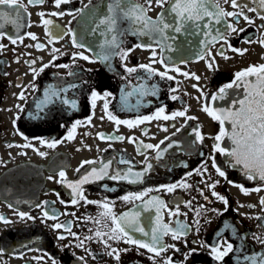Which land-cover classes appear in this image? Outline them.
<instances>
[{"label":"flooded vegetation","instance_id":"obj_1","mask_svg":"<svg viewBox=\"0 0 264 264\" xmlns=\"http://www.w3.org/2000/svg\"><path fill=\"white\" fill-rule=\"evenodd\" d=\"M107 2L108 0H92L89 8L84 9L82 14H78V10L89 4V0H71L70 3L62 5L61 9L55 8L54 0H45L42 5H29L23 22L31 26L19 30L20 35L24 37L23 43L18 41L16 45H13L7 39L0 41L6 45L0 50V216L12 221L7 225L0 222V264H52V258L57 264H82L78 257L85 258L83 264H117L113 257L107 255L109 249L95 237L96 230L108 231L103 227L104 221L101 224L96 223L103 211L99 203H109L112 212L117 216L140 211L139 224L145 228V231L151 232V228L155 226L156 208L152 207L149 211H144L141 200L124 201L121 199L125 195L138 194L148 188L154 190L143 197V201L155 196L162 199L167 206L160 212L163 223L174 227L178 220L191 226L186 237L187 247L183 239L174 241L171 235L163 238L165 244H175L182 252H186L188 248L197 246L192 241L203 242L211 246L216 241L217 233L220 232L237 249L225 258L223 264H237V257L242 254L251 255L264 252V245L255 239V237L264 238V220L257 219V217L264 218V209L259 203L260 198L264 197V191H251L256 187H264V182L248 180L242 171L230 166L225 157L218 153L215 154L217 165L226 170L227 178L233 184L227 183L224 178L216 174L210 159L213 156V140L210 137L218 133L219 124L201 110L205 104L214 107L216 102L204 97L197 99L200 97V92L192 87L196 84L210 97L217 92L219 87L230 82L234 73L250 65L264 64V46L258 43L261 34L264 33V28H260L264 21H261L255 14L248 13L255 23L249 26L241 19L237 27L244 28L245 32L232 33L229 37V42L233 47L247 49L244 55L225 48V55L230 57L225 60L216 54L221 48L220 43L211 47V53L216 62L215 71L208 70L205 60L198 58L203 48L199 41L204 39L203 36L183 32L174 34L176 40H170L168 43H171L176 51L165 50L166 62L170 67H179L181 72L194 73L200 77V80L185 78L173 70L168 71V75L174 77L173 80L161 79L158 75H152L149 78L148 74L139 68L136 73L129 75L125 72L124 65L138 67L140 64L151 63V50L138 48L130 53L126 61H121L119 56H113L111 70H108L105 64L98 60L90 63L78 57L73 58L74 53L83 52L84 55L94 59L101 51L99 44L103 42L104 37L99 31L93 33L91 29L95 27L98 18L106 14ZM136 2L141 5L145 4V0H136ZM218 2L225 11H233L230 3H225L224 0H218ZM23 3L27 4V0H23ZM59 10L65 13L72 12L76 18L73 19L72 15L67 14L62 17L47 15V13ZM160 11V8L154 6L148 15L155 19ZM40 12L46 13L44 19H51L53 24L58 25L60 29L66 31L70 27L77 41L90 50L73 47L71 34L64 35L63 39L50 44L48 42L50 37L46 35L42 18L38 15ZM227 22H232V18H227ZM127 26L126 22L120 25L122 29ZM5 31L10 34L16 32L12 26H7ZM28 32L35 34L37 40L34 41L28 37L26 35ZM122 39L124 41L122 47L126 49L134 47L137 43L150 42L147 37L131 34L124 35ZM244 39L254 42L244 43ZM37 43L45 47L42 50L37 49L34 46ZM26 45H33V47H26ZM153 47L156 48V59L159 60V46L153 43ZM53 48L59 51L53 52ZM53 56L57 58L53 60ZM168 57H171V60H167ZM32 60H36L34 65L30 63ZM181 61H187V63ZM45 64H49V67L39 76L34 77L31 69L39 70ZM61 64L69 67L56 66ZM152 68L156 72L165 71L160 63H153ZM69 72L74 75H69ZM18 84L20 87L17 86ZM70 84H76L77 87L69 88L63 95L76 99L77 109L71 110L57 100L48 106L44 119H29L27 114L35 111L36 102L43 99L46 90L50 87L67 88ZM141 84L148 87L155 85L157 95L138 97L134 92L128 98V109L122 110L121 97L126 91H133ZM33 85H35L34 89ZM93 88L101 94L105 90L112 93V96L108 98L109 111L121 120H135L141 116H151L161 106L165 107V114L169 115L186 108V114L197 119L188 121L185 117H177L175 120L153 119L133 128L123 124L117 126L107 119L103 111V100L97 101L94 110L91 108L90 91ZM172 88H176L177 91L172 92ZM22 90L25 91L26 96L24 101L17 98ZM172 95L180 99L173 101L170 98ZM138 100L139 104H137ZM16 105H20L23 111L21 112ZM17 115L20 118L16 120L14 126L13 119ZM89 116H91V124L87 123ZM102 116L103 119H101ZM77 120L83 123L77 127L75 138L65 139L68 128ZM198 125L205 139L203 143L193 144L192 129ZM165 128L167 131H164ZM17 129L29 139L25 141L23 136L17 133ZM98 133H103L106 137L122 136L124 139L101 140ZM166 137L175 142L173 147L168 148L170 141ZM129 138L135 142H129ZM39 139L60 142L55 148H48L46 145H41ZM161 141L164 143L161 144ZM140 142L159 145L160 148L159 150L141 148L144 153L141 155L137 151ZM25 143H31L32 147H15V145ZM8 144L14 146L9 148ZM35 149L45 152L46 155L40 156ZM158 151L162 153L160 159H157ZM145 156H147V161H145ZM121 158L131 163L119 164L118 161ZM109 159L113 160L110 173L114 169L126 170L129 167H132L133 171H143L146 163H151L153 168L142 183L132 184L106 178L103 181L83 185V194L87 200L98 203L87 204L81 200L78 204L72 205L71 189L66 183L57 182L60 179L59 171L63 170L67 181L72 182L78 180L86 170L90 171L92 167L99 168L100 161L107 162ZM85 160H94L98 163L85 165L80 172H77L76 170ZM205 163L208 171L202 178L194 170ZM189 172L193 173L190 177L186 175ZM50 176L53 179H49ZM202 179L208 184L216 180L220 183L215 189H209L205 183H201ZM181 181L187 182L192 187L190 189L177 187L171 193L155 191L161 185L178 184ZM233 185L243 186L249 190L250 194L245 195L239 187ZM213 190L228 199L227 211H224L225 205L211 195ZM201 191L204 193L203 196L200 195ZM204 196L208 199L205 200ZM61 200L64 203H61ZM189 201H191V208L185 206ZM177 203H179L181 215L170 216L169 210L175 211ZM249 205L254 207H249ZM197 209L200 211L199 216L196 215ZM213 209L216 211H212ZM44 210L50 213L54 211L57 219L45 220ZM18 212H25L34 219L22 221L17 215ZM196 220L200 221L201 230L199 232L195 230ZM55 223H63L70 227L71 231L77 234L78 239L69 235L64 229L54 231L51 225ZM107 223L110 225V221ZM226 224L233 226L237 235H233L230 229L225 230ZM59 234H64L67 238L62 241L57 240ZM131 235L137 239H150V236L145 237L138 232H131ZM88 236L93 238L85 239ZM242 236L246 238L241 239ZM80 241L84 242V246L76 247L75 245ZM108 242L112 248L118 250L132 249L126 253L121 252L119 264H153V260L149 259L152 254L144 249H140L142 255H138L133 246L125 244L122 240ZM64 245L70 246L63 247ZM240 249H243V253ZM199 251L200 255L194 257L193 261H189V264H219L208 254L209 248H201ZM163 255L172 256L175 262L183 260L180 252L169 250ZM35 257H43V259H34ZM155 264H162V257L157 258Z\"/></svg>","mask_w":264,"mask_h":264},{"label":"snow or ice","instance_id":"obj_2","mask_svg":"<svg viewBox=\"0 0 264 264\" xmlns=\"http://www.w3.org/2000/svg\"><path fill=\"white\" fill-rule=\"evenodd\" d=\"M71 0H54V6L56 9H61V6L64 4L70 3ZM92 0H89V4L83 6V8L78 10V14H82L84 9H88L91 5ZM225 3H230L233 11H225L220 7L218 0H145V4L141 5L136 2V0H108L106 4V14L102 18H98L95 23V27L91 29L93 33L99 31L100 35L104 37L102 43L99 44L100 52L96 54L95 58H90L87 55H84L83 52L74 53L73 58L78 57L79 59L89 61L94 63L97 60L105 64L108 70H111V60L113 56H119L121 61H126L133 51L136 49H147L151 50V57L149 64H140L138 67H127L124 65V70L129 75L136 73L138 68L143 69L150 78L152 75H158L161 79L173 80L174 77L168 75L169 70H173L177 73H180L185 78H193L197 81L200 80L199 76H196L194 73L181 72L179 67H170L169 63L166 62L164 56L165 50L171 52L176 51L171 43L168 41H175L176 36L174 34L187 33L197 36H203L204 39H201L199 43L203 46L201 52L199 53V59H204L206 67L210 71L216 70L215 57L212 56L211 47L220 43L221 48L216 53L217 55L223 57L227 60L230 57L225 55V48L228 50L244 55L247 52V49H240L233 47L229 42V37L232 33H243L245 32L244 28L237 27L241 19L252 26L255 23L253 17L249 16L248 13H253L261 21H264V0H224ZM45 3V0H27V4L23 3V0H0V41L7 39L11 44L16 45L19 41L23 43V36L20 35L19 30L24 27H30V24H25L23 22L24 15L27 14V7L29 5H42ZM146 5V6H145ZM158 7L161 9L160 13L153 19L148 13L153 10V7ZM72 15L73 19L76 16L72 12L65 13L63 10L52 11L47 13V15L52 17H62L64 15ZM38 15L42 18V23L45 27V33L50 37L49 43L63 39L64 35L71 34V43L73 47L76 48H85L83 43L77 41L76 35L73 33L72 29L69 27L67 30L60 29L58 25H54L51 19H44L46 13L40 12ZM93 15L95 12L93 11ZM227 18H232V22H227ZM127 23V28H121L122 23ZM71 24V21H69ZM7 26H12L16 32L15 34H10L5 31ZM103 26V28L101 27ZM260 28H264V23L260 25ZM126 34H131L138 37H147L150 41L149 43H137L134 47L123 48L122 44L124 43L122 37ZM28 37L36 41L37 37L35 34L28 32L26 33ZM244 43H253L254 41L250 39H244ZM153 43L159 46L160 49V59L157 60V51L153 47ZM258 43L261 46H264V33L261 34ZM37 49L42 50L45 45L37 43L34 45ZM6 45L0 43V50L4 49ZM26 47H33V45H26ZM85 50H90V48H85ZM53 52H58L59 49L53 48ZM207 57V59H206ZM57 57L53 56V60ZM167 60H171V57H168ZM19 62V61H17ZM182 63H187V61H181ZM32 65L36 63V60L30 62ZM153 63H160L164 66L165 71L156 72L152 68ZM57 67L67 68L69 67L66 64L56 65ZM49 67V64L43 65L39 70L32 68L31 71L35 76H39L46 68ZM69 75H74V73L69 72ZM20 87V84L17 85ZM33 89L35 85L32 86ZM76 84H70L67 88L65 87H50L44 92L43 99H40L36 102L35 111L28 113L30 120H41L45 118L46 110L48 106L55 103V101H60L63 105L71 110H75L78 107L77 100L74 98H69L68 96L63 95L66 93L69 88H76ZM193 88H197V91L200 92V99L204 97L205 99H210L213 102L224 101L226 106L224 107H211L207 104L202 106V111L205 112L213 121L218 122L219 131L215 136L210 137L213 140L212 149L213 156L210 157L212 160V168L215 170L216 174L219 177H222L229 184H233L232 181L228 180L226 170H223L217 165L215 154L218 153L225 157L226 162L233 167H238L243 175L248 180H259L264 182V64L260 65H250L246 69H243L239 72L234 73V77L230 82L225 83L223 86L219 87L217 92L212 94L210 97L206 93L197 87L196 84L192 85ZM123 91V89H122ZM172 92H176V88L171 89ZM134 92L138 97L144 96H156L157 88L155 85L148 87L144 84L139 85L138 88L133 91H126L124 96L121 97L122 110L128 109V98L131 97ZM112 96V93L105 90L101 94L95 88L90 91V104L91 108L94 110L97 106L98 100H103V111L107 116V119L113 121L117 126L126 125L129 128L136 127L140 124H143L150 120H175L177 117H185L186 121L197 119L194 116H188L187 109L174 111L170 115L165 114V107L161 106L157 108L156 112L151 116H141L135 120H121L118 119L112 112L109 111V97ZM19 100L24 101L26 99L25 91L22 90L18 97ZM171 100L175 101L180 99L176 95H172ZM139 104V100L137 101ZM16 107L22 112L23 108L20 105ZM20 117L17 115L13 119V125L15 126L16 120ZM104 117L102 116L101 119ZM82 121H75L70 128L67 130V136L65 139L72 140L75 138V133L77 127L82 125ZM87 123L91 124V116L87 118ZM19 135H22L25 141L29 138L24 136L23 133H20L19 130H16ZM164 131H167L165 128ZM179 131V129H177ZM194 134L193 144L203 143L205 136L200 131L199 125L196 128L192 129ZM146 134V133H145ZM99 139L101 140H123L122 136H105L103 133H98ZM169 139L168 148L174 146L175 142H172ZM60 141L39 139L41 145H46L48 148H55L57 143ZM129 142H135L132 138H129ZM164 142L161 141V144ZM14 145L8 144L7 147L11 148ZM15 147H32L31 143H25L23 145H15ZM142 149H157L159 150V145L153 144H144L140 142L137 151L141 155L144 153ZM40 156H45L46 153L35 149ZM167 151V149H164ZM162 153L157 152V159L161 158ZM203 155V153H201ZM145 161H147V156H145ZM98 162L94 160H85L81 163L80 168L76 171L80 172L81 168H84L85 165H96ZM119 164H130L129 160L124 158L119 159ZM100 166L92 167L91 170H86L85 173L81 174L80 178L76 181L69 182L66 179V174L63 170L59 171L58 175L60 177L58 183L67 184V187L71 189V204L76 205L79 201L83 200L87 204L98 203L96 201L87 200L84 196L83 185L93 183L96 181H103L106 178L111 181H127L128 183H142L145 176L150 170H152L153 165L151 163H146L143 171H133L132 167L127 168L126 170L114 169L110 173V169L113 167V160L109 159L107 162L100 161ZM184 167H187L186 164H183ZM197 175H200L202 178L204 174L207 173L208 168L205 163L201 167L194 170ZM188 177L192 176L193 173L189 172L186 174ZM53 179V177H49ZM211 179V177H209ZM201 183H205V186L209 189H215L217 184L220 183L219 180H216L213 183L208 184L205 180H201ZM240 188V191L245 195L250 194L249 190L244 188L241 185H233ZM177 187L190 189L192 185L188 184L185 181H181L178 184H169L161 185L156 188L155 191H166L173 192ZM154 189L148 188L147 190L140 192L138 194H128L121 197L124 201L132 200H141L143 202V210L149 211L152 207L156 208V218L155 226L151 228V232L145 231V228L139 224V218L141 215L140 211L127 212L123 213L120 216L115 215L112 212V208L109 203L103 202L99 203V207L103 209L100 213V218L96 220L97 224H101L102 221L103 227L107 228L108 231L96 230L95 237L100 239L105 247L109 249L107 255L113 257L117 264L121 260V252H129L131 248H124L118 250L112 248L111 244L108 241L122 240L125 244L133 246L138 255L140 249L146 250L152 255L149 259L153 260L155 264L157 258L162 257V264H189V261H193L194 257L200 255L199 249L209 248V255L211 258L223 264L226 257H229L230 254L237 251L234 248V245L228 238H226L222 233H217V238L214 244L211 246L204 244L203 242L192 241L193 244L197 245L196 247L188 248L186 252H182L180 248L176 247L175 244H165L163 238L165 236L171 235V239L174 241H180L183 239L185 247L188 246L187 235L188 230H190V225L182 223L180 221L175 222V226L172 227L169 224L162 222V217L160 215L161 209L166 208L165 202L159 197H152L147 201H143V197L147 196L149 192H152ZM252 192L264 191V187H256L251 189ZM200 195H204L203 191L200 192ZM211 195L216 197L225 205L224 211L228 210L229 201L226 197L220 195L216 191H212ZM204 199L207 200L208 197L204 196ZM61 203H64L61 200ZM262 209H264V197L260 198L259 201ZM39 207V205H37ZM186 207L191 208V201L187 202ZM249 207H254L249 205ZM212 211H216L213 209ZM67 214V213H66ZM20 220H33L34 217L28 215L25 212H18ZM74 215V213L72 214ZM170 216H178L180 213V206L177 203L175 211L169 210ZM186 215V213L184 214ZM196 215H200L199 209L196 210ZM43 217L45 220H56L57 216L55 212L48 210L43 211ZM258 220H264L262 217H257ZM110 221V225L107 223ZM0 222L4 224H10L12 221L8 220L4 216H0ZM196 231L199 232L201 229L199 227L200 221L196 220ZM54 231L64 229L72 237L78 239L77 234L72 232L70 227L66 226L63 223H55L51 225ZM231 230L233 235H237L236 229L231 225H225V230ZM131 232L141 233L145 237H149V240L137 239L131 235ZM107 237V239H104ZM67 237L64 234H59L57 240H65ZM93 237L88 236L85 239L91 240ZM246 237H241L245 239ZM259 240V243L264 245V238L255 237ZM70 245H64L63 247H69ZM76 247H83L84 242L75 245ZM169 250L174 252H180L183 256V260L175 262L172 256L163 255ZM88 251V249H85ZM243 253V249H240ZM34 259H43V257H35ZM78 260L82 262L85 261L84 257H78ZM52 264H57L56 260L52 258ZM237 264H264V252L262 253H252L251 255H244L237 257Z\"/></svg>","mask_w":264,"mask_h":264},{"label":"water","instance_id":"obj_3","mask_svg":"<svg viewBox=\"0 0 264 264\" xmlns=\"http://www.w3.org/2000/svg\"><path fill=\"white\" fill-rule=\"evenodd\" d=\"M224 106H226L224 101H216V103L214 104V107H224ZM237 169L240 170L238 167Z\"/></svg>","mask_w":264,"mask_h":264}]
</instances>
